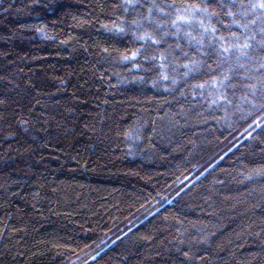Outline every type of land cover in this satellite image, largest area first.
I'll return each instance as SVG.
<instances>
[{
  "label": "trees",
  "instance_id": "16d2710c",
  "mask_svg": "<svg viewBox=\"0 0 264 264\" xmlns=\"http://www.w3.org/2000/svg\"><path fill=\"white\" fill-rule=\"evenodd\" d=\"M261 4L0 0V264H264Z\"/></svg>",
  "mask_w": 264,
  "mask_h": 264
},
{
  "label": "rangeland",
  "instance_id": "374dc122",
  "mask_svg": "<svg viewBox=\"0 0 264 264\" xmlns=\"http://www.w3.org/2000/svg\"><path fill=\"white\" fill-rule=\"evenodd\" d=\"M197 173H194V175L192 176V179L196 176Z\"/></svg>",
  "mask_w": 264,
  "mask_h": 264
},
{
  "label": "snow or ice",
  "instance_id": "6c2138e0",
  "mask_svg": "<svg viewBox=\"0 0 264 264\" xmlns=\"http://www.w3.org/2000/svg\"><path fill=\"white\" fill-rule=\"evenodd\" d=\"M260 6H261V7H264V4H261ZM258 126H259V125H258Z\"/></svg>",
  "mask_w": 264,
  "mask_h": 264
}]
</instances>
